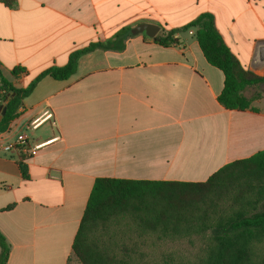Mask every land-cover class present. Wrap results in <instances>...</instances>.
I'll return each mask as SVG.
<instances>
[{"label": "crops", "instance_id": "0c3cea01", "mask_svg": "<svg viewBox=\"0 0 264 264\" xmlns=\"http://www.w3.org/2000/svg\"><path fill=\"white\" fill-rule=\"evenodd\" d=\"M204 13L241 65L264 77V0L0 2V71L17 88L131 28L123 50L84 55L67 80L44 77L0 134L7 264H81L73 243L97 179L201 183L264 151V84L244 91L257 97L249 110L225 108L224 74L206 60L196 30H181ZM141 24L159 27L157 36L180 30L179 45L133 35ZM17 68L25 72L13 76ZM46 112L53 118L31 129ZM20 142L31 155L28 180L16 151L5 150Z\"/></svg>", "mask_w": 264, "mask_h": 264}, {"label": "trees", "instance_id": "16d2710c", "mask_svg": "<svg viewBox=\"0 0 264 264\" xmlns=\"http://www.w3.org/2000/svg\"><path fill=\"white\" fill-rule=\"evenodd\" d=\"M11 7L16 0H0ZM196 30V39L210 65L225 77L219 102L229 110L252 106L244 91L264 84V77L246 70L218 31L213 15L204 13L181 30ZM180 30L156 36L164 47L178 46ZM131 28L111 40L73 52L65 66L43 71L26 88L2 77L0 91L6 113L0 134L18 118L24 100L44 77L64 81L78 69L81 57L95 50L121 51ZM22 68L12 74L24 73ZM27 145L14 146L24 180L29 179ZM9 206L3 211H10ZM189 243L185 248L182 243ZM165 247H175L165 250ZM73 253L81 264H264V151L233 162L206 182L97 179L78 233ZM10 246L0 232V264H7Z\"/></svg>", "mask_w": 264, "mask_h": 264}, {"label": "water", "instance_id": "95a60500", "mask_svg": "<svg viewBox=\"0 0 264 264\" xmlns=\"http://www.w3.org/2000/svg\"><path fill=\"white\" fill-rule=\"evenodd\" d=\"M159 31L160 28L157 26L150 24H141L132 30V34L138 35V34L146 33L147 36L154 39L158 35ZM2 109H3L2 114L5 115L6 108L3 107Z\"/></svg>", "mask_w": 264, "mask_h": 264}, {"label": "built area", "instance_id": "2783aa9c", "mask_svg": "<svg viewBox=\"0 0 264 264\" xmlns=\"http://www.w3.org/2000/svg\"><path fill=\"white\" fill-rule=\"evenodd\" d=\"M6 95V91L4 90H1L0 91V96H5ZM53 118V114L52 113H49V112H46L45 115L41 118H38L36 120H34L32 123H31V126L30 128L33 129V130H36L38 129L44 122L46 121H49ZM15 146V145H14ZM14 146H6L5 150L7 152H10L12 150H14ZM26 152H28L27 150H25Z\"/></svg>", "mask_w": 264, "mask_h": 264}, {"label": "rangeland", "instance_id": "374dc122", "mask_svg": "<svg viewBox=\"0 0 264 264\" xmlns=\"http://www.w3.org/2000/svg\"><path fill=\"white\" fill-rule=\"evenodd\" d=\"M182 246L185 247V248H187V247H189V243H186V242H185V243H182ZM174 248H175V247H165L164 249H165V250H167V249H168V250H173Z\"/></svg>", "mask_w": 264, "mask_h": 264}]
</instances>
